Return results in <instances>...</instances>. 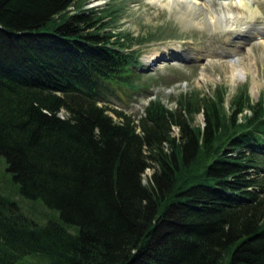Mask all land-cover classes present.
I'll return each mask as SVG.
<instances>
[{"label": "trees", "instance_id": "16d2710c", "mask_svg": "<svg viewBox=\"0 0 264 264\" xmlns=\"http://www.w3.org/2000/svg\"><path fill=\"white\" fill-rule=\"evenodd\" d=\"M98 12L0 0V157L59 217L39 224L0 193V264H264V95L117 111L141 64Z\"/></svg>", "mask_w": 264, "mask_h": 264}, {"label": "rangeland", "instance_id": "374dc122", "mask_svg": "<svg viewBox=\"0 0 264 264\" xmlns=\"http://www.w3.org/2000/svg\"><path fill=\"white\" fill-rule=\"evenodd\" d=\"M75 1L81 3L83 9L99 11L106 31L121 34L124 50L136 52L139 58L141 65L132 70L140 75L138 79L134 77L130 85L115 86V94L109 97V107L117 111L137 119L143 115L149 101H160L167 109L174 110L180 96L213 98L215 94L223 96V106L230 111L233 100L243 90L247 91L251 103L264 95L262 36L255 38L251 45L243 46L234 35L227 37L220 29L215 32L198 29L185 23L180 13L155 7L147 0ZM197 3L218 7L217 0ZM260 26L257 28L261 29ZM235 73L242 76L236 78ZM203 122L202 113L196 114L194 125L200 126ZM176 132L173 129L174 135ZM150 173L146 170L144 175ZM0 193L16 202L21 211L39 224H44L48 218L59 219L58 213L47 209L41 200L22 197L2 156ZM23 264L48 263L31 257Z\"/></svg>", "mask_w": 264, "mask_h": 264}, {"label": "bare ground", "instance_id": "6f19581e", "mask_svg": "<svg viewBox=\"0 0 264 264\" xmlns=\"http://www.w3.org/2000/svg\"><path fill=\"white\" fill-rule=\"evenodd\" d=\"M147 1L155 7L180 13L185 23L198 29H207L211 32L220 29V32L227 37L234 35L243 46L251 45L255 38H260L259 36L264 37V0H217V8L197 3L202 0ZM240 18H243V21ZM260 19L263 21L261 22ZM257 25H261V29H258ZM241 74L235 73L234 77L242 76Z\"/></svg>", "mask_w": 264, "mask_h": 264}]
</instances>
